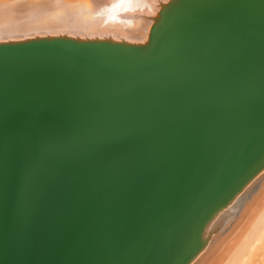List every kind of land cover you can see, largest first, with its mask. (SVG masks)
Listing matches in <instances>:
<instances>
[{
  "label": "water",
  "instance_id": "1",
  "mask_svg": "<svg viewBox=\"0 0 264 264\" xmlns=\"http://www.w3.org/2000/svg\"><path fill=\"white\" fill-rule=\"evenodd\" d=\"M263 169L264 0L0 40V264H189Z\"/></svg>",
  "mask_w": 264,
  "mask_h": 264
},
{
  "label": "bare ground",
  "instance_id": "2",
  "mask_svg": "<svg viewBox=\"0 0 264 264\" xmlns=\"http://www.w3.org/2000/svg\"><path fill=\"white\" fill-rule=\"evenodd\" d=\"M163 1L0 0V40L51 33L146 39L152 13ZM222 221L189 264H264V169L209 221L204 234Z\"/></svg>",
  "mask_w": 264,
  "mask_h": 264
},
{
  "label": "rangeland",
  "instance_id": "3",
  "mask_svg": "<svg viewBox=\"0 0 264 264\" xmlns=\"http://www.w3.org/2000/svg\"><path fill=\"white\" fill-rule=\"evenodd\" d=\"M211 259V258H210ZM213 259V258H212Z\"/></svg>",
  "mask_w": 264,
  "mask_h": 264
}]
</instances>
